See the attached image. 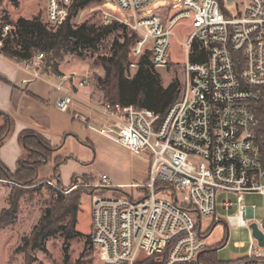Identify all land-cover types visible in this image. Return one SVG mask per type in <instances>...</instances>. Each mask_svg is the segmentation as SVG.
<instances>
[{"label": "built area", "instance_id": "1", "mask_svg": "<svg viewBox=\"0 0 264 264\" xmlns=\"http://www.w3.org/2000/svg\"><path fill=\"white\" fill-rule=\"evenodd\" d=\"M115 1L122 17L104 11V23L119 21L134 30L139 38L133 55L149 49L155 68L168 63L174 28L182 21L192 28L184 43V89L164 115L90 98L83 101L87 112L72 111L74 101L82 100L79 87L90 84V73L55 74L44 63V52L13 59L29 75L23 84L44 80L60 93L58 110L70 112L134 156L145 159L143 153L150 154L147 181L139 186L147 188L145 193L136 199L92 194V247L103 264H138L157 254V264H191L207 246L199 219L215 215L216 191L227 190L238 194V214L228 216L229 225L246 227L248 256L264 258V246L250 227L256 222L264 233V221L255 218V205L243 204L247 192L264 196V130L257 114L258 104L264 110V0H180L167 22L158 13L143 11L157 0ZM71 2L48 0L47 21L62 24ZM11 29L8 23L0 25V35ZM194 41L200 43L204 60H189ZM101 181L113 186L106 174ZM233 203L230 198L221 201L224 209Z\"/></svg>", "mask_w": 264, "mask_h": 264}, {"label": "rangeland", "instance_id": "2", "mask_svg": "<svg viewBox=\"0 0 264 264\" xmlns=\"http://www.w3.org/2000/svg\"><path fill=\"white\" fill-rule=\"evenodd\" d=\"M179 1L157 0L152 5L144 8L143 11L145 14L158 13L167 22L170 15L176 11ZM47 2L48 0H5L0 6V23L3 22L4 18L15 21L19 17L32 18L38 16L47 24L50 30H55L57 25L50 24L46 19ZM162 6H165V8H162ZM104 11H111L122 17L115 0H93L74 14L72 23L79 25L83 22H89L96 25H105L103 21ZM127 27L128 36L130 37L132 29L129 26ZM191 31L192 28L188 26V21H182L174 28L168 63L165 67L155 68L163 87H168L172 82H179L180 90L176 100L181 97L185 85V63L188 57L184 43ZM117 37L123 42L124 39L120 36V32L112 33L98 45L97 49H84L82 56L74 52H67L63 59L58 62L59 72L61 69L67 71L77 70L78 73L89 72L92 90L103 97L104 93L97 89L96 82L98 77L105 75V71L102 66L96 65L94 62L98 55H111L112 42ZM133 44L134 40L128 46L129 62L125 68L127 79H131L138 69V56L133 55ZM44 63H46V60ZM158 96L154 93V97ZM0 122L4 125L6 119L3 117ZM81 123L78 120L72 122V131L78 135L76 137L71 135L67 141V135H62V146L59 145L58 149H60L57 152H50L48 163H46L43 156L33 155L32 153L25 155L24 164L26 167L32 166L39 170L37 175L34 174L32 180L16 182L18 179L17 174H13L10 169V173H5L0 169V213L4 208L9 207L11 192H13V197H17L18 200V213L15 221L0 230V264H103L98 251L91 244L85 245L86 236L91 234L93 230L92 194L97 193L105 196L128 195L136 199L146 192L147 188L139 186L143 185L146 180L149 163L147 160L150 159V154L145 151L143 153L146 156L145 159L132 156L122 148L124 146L121 147L114 143L115 141L112 142L113 140L102 136H92L89 129L85 130L83 126L85 124ZM78 129H81L82 132H78ZM67 132L69 133V131ZM35 148L46 152V146L44 145ZM55 158H59V160L63 158L62 161L58 160V167L54 164ZM57 173L61 176L62 183L68 184L74 176L81 180L80 187L85 193L81 197L77 230L82 234L71 238L68 242L60 234L51 237L47 240L46 251L35 250L25 253L18 250L23 237L31 233L44 208L54 199V190L60 188L55 179ZM102 174L108 176L110 183L113 185L112 187L104 185H102L103 187H86L89 180L93 182V185L102 183ZM85 178L87 179L85 180ZM129 182L136 183V185L120 186L115 189V184ZM64 193L66 192L64 191ZM157 195L164 196L159 192H157ZM237 196L238 194L235 192L217 190L215 215L201 217L202 231L213 229L210 238L207 240L211 247L207 250L206 256L215 255V248L219 246L216 257L221 262L257 264L255 259L248 256L250 246L249 230L246 227H233L227 221L229 215L235 216L238 214ZM224 198L233 200L234 203L230 209L223 208L221 201ZM243 204L246 206L255 205V218L264 221L263 195L255 191L247 192L244 194ZM193 217L197 220L198 213L193 212ZM237 242H242V245L237 246ZM223 243L225 245L220 247ZM64 248H67V250L65 251ZM142 255L143 252H140L139 256ZM194 262L191 264H195ZM202 262L208 263L203 260ZM261 264H264V260Z\"/></svg>", "mask_w": 264, "mask_h": 264}, {"label": "trees", "instance_id": "3", "mask_svg": "<svg viewBox=\"0 0 264 264\" xmlns=\"http://www.w3.org/2000/svg\"><path fill=\"white\" fill-rule=\"evenodd\" d=\"M5 0H0L2 6ZM93 0H72L69 6V15L67 19L55 30H50L40 17L32 18L19 17L15 21L4 18L2 23L10 24L12 29L5 36L0 35V54L18 60L30 59L39 52L46 55V65L55 74L60 73L58 62L63 59L67 52H74L79 56L83 55L84 49H97L98 45L112 33L120 32L124 39L121 42L118 37L112 42L110 50L111 55H98L95 64L103 67L105 75L98 77L96 87L100 89L105 99L111 102H121L123 104H132L136 108H149L155 112L165 114L169 107L178 98L180 84L178 81L172 82L168 87H163L160 78L151 63V51L149 49L138 56V69L131 79L125 77V68L129 62V43L134 40L133 48L138 41V34L132 30L131 36H128V27L118 21L110 24L96 25L95 23L83 22L79 25L72 23V18L80 9L86 7ZM119 36V35H116ZM132 48V52H133ZM189 60H204V51L198 41L193 42L192 52ZM154 93L158 97H154ZM263 103L258 104L257 114L260 117L261 130H264V110ZM6 123L0 127V144L10 133L13 121L5 116ZM19 139L26 149V154L43 156L46 163L49 162L50 152L55 149L50 143L39 134L24 130ZM46 146V152L36 146ZM49 152V154H48ZM25 155L19 160L17 170L13 174L18 175L16 182L30 181L34 174L39 173L38 169L32 166L26 167L24 164ZM39 157V159H41ZM58 162L55 161L56 167ZM0 169L3 172H9V169L0 161ZM55 179L60 188L55 189L54 199L48 204L39 219L33 226L31 233L24 236L22 244L18 250L25 253L35 250L46 251L47 240L58 234L63 235L66 242L71 238L77 237L82 233L77 230L78 213L81 206V197L85 191L80 187L81 180L73 178L71 184L65 187L61 182L60 175L55 174ZM89 183V182H88ZM159 187L164 183H158ZM90 188L89 186H86ZM94 187V186H93ZM64 191L66 193H64ZM12 209V210H11ZM18 213V200L13 197V192L9 195V207L4 208L0 213V230L11 225ZM91 244V234L86 236L85 245ZM223 243L220 247L224 246ZM211 246H206L200 253L195 264H233V262H221L216 257L219 248H215V255L207 257L206 252ZM66 251L67 248H64ZM162 255H166V252ZM68 257V256H67ZM251 258V257H250ZM159 255H153L143 258L138 264H157ZM257 264H261L264 258H253Z\"/></svg>", "mask_w": 264, "mask_h": 264}, {"label": "crops", "instance_id": "4", "mask_svg": "<svg viewBox=\"0 0 264 264\" xmlns=\"http://www.w3.org/2000/svg\"><path fill=\"white\" fill-rule=\"evenodd\" d=\"M62 72L78 73L77 70L67 71L65 69H61L60 73ZM28 76V73L19 68L13 59L0 54V121L3 117L5 118V116H8L13 121L12 131H10L0 144V161L13 173L18 168L19 160L26 153V149L19 139L22 131L31 130L42 136L52 147L55 148L52 153L57 152L60 149H58V147L63 143L62 135H67L66 141L69 137H71V135L72 137H76L78 135L72 131L71 125L72 122H77V120L73 119L70 112H62L56 107V100L60 93L55 91V89L44 80H36L23 84L22 80ZM51 78L53 77L51 76ZM78 96L82 100L76 99L74 101L72 104V111L87 112L90 108L83 103L84 100H89V98L93 101H96L97 99H104V95L102 97L101 94L95 93L92 90L91 80L89 86L79 87ZM1 126H3V123L0 122V127ZM83 126L85 130H90L92 136H102L109 139L97 131L91 130L86 125ZM67 131H69V133ZM78 132H82V130L78 129ZM120 146L122 147V145ZM122 148L131 154L128 149L125 147ZM60 159L61 160H59V158H55L54 164L56 160H63V158ZM73 178L78 179L77 176H74L70 179L68 184L63 182V185L69 186ZM147 178L148 171L145 182L147 181ZM86 179L87 178H85V180ZM89 183L93 185V182L90 180ZM126 185H136V183H117L114 186L116 187L115 189H118L120 186ZM93 186L103 187L102 183H96ZM199 222V230L206 235V245L209 247L210 245L207 243V240L210 238L213 229H210L209 231H202L201 218L199 219ZM237 243H240L236 244L237 246L242 245V242Z\"/></svg>", "mask_w": 264, "mask_h": 264}, {"label": "water", "instance_id": "5", "mask_svg": "<svg viewBox=\"0 0 264 264\" xmlns=\"http://www.w3.org/2000/svg\"><path fill=\"white\" fill-rule=\"evenodd\" d=\"M253 236L257 239L259 246H264V233L256 222L250 224Z\"/></svg>", "mask_w": 264, "mask_h": 264}]
</instances>
